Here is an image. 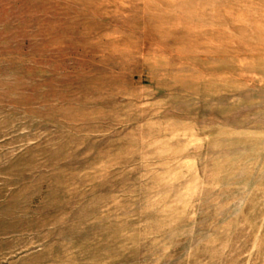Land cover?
Here are the masks:
<instances>
[{"label":"rangeland","instance_id":"374dc122","mask_svg":"<svg viewBox=\"0 0 264 264\" xmlns=\"http://www.w3.org/2000/svg\"><path fill=\"white\" fill-rule=\"evenodd\" d=\"M0 264H264V0H0Z\"/></svg>","mask_w":264,"mask_h":264}]
</instances>
